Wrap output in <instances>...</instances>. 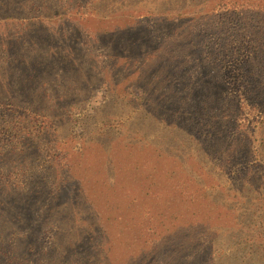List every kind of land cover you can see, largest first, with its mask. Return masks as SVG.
Wrapping results in <instances>:
<instances>
[{"label": "trees", "instance_id": "obj_1", "mask_svg": "<svg viewBox=\"0 0 264 264\" xmlns=\"http://www.w3.org/2000/svg\"><path fill=\"white\" fill-rule=\"evenodd\" d=\"M134 1L131 23L144 14L154 27H172L158 28L150 40L145 27L122 45L112 41L114 58H130V92L139 82L144 95L152 94L165 137L171 136L167 148L150 144L145 123L157 116H148L149 103L136 112L102 113L101 124L97 116L62 112L69 125H81L73 147L77 136L62 135L57 105L33 102L43 88L27 84L42 83L68 63L61 51L76 30L56 28L63 13L103 21L101 11L114 0H29L28 20L0 21V264H54L62 245L70 246L58 264H158L144 255L149 243L177 232L181 244L188 227L194 248L180 256L184 264H264V0H174L177 12L173 0H163L170 4L161 18L160 7ZM149 66L151 74L144 73ZM164 73L163 85L144 90ZM197 78L215 89L201 88ZM24 85L32 90L21 99L17 90ZM217 120L236 125L226 147L211 133ZM103 159H113L114 167ZM156 175L166 179L153 180ZM171 180L180 185L183 208L160 203L156 213L150 206L152 228L148 197L160 189L166 197L176 194ZM122 197L139 207L125 225L116 216Z\"/></svg>", "mask_w": 264, "mask_h": 264}, {"label": "rangeland", "instance_id": "obj_2", "mask_svg": "<svg viewBox=\"0 0 264 264\" xmlns=\"http://www.w3.org/2000/svg\"><path fill=\"white\" fill-rule=\"evenodd\" d=\"M27 1L29 0H12L10 4L0 6V21L11 17H13L14 20L18 21L28 20L27 12L29 8H27ZM101 1L108 3V0ZM134 3V0H129V2L128 0H114L113 4L108 3V5H105V8L101 11L102 15L106 16L104 18L105 20L103 21H100L98 17L87 13L80 17H76V15L71 11H68V13H63L65 19L58 20L57 23H59L60 21L61 22L56 28H60V30H68L70 27H72L73 30H76L73 31V33H70V36L68 37V44L64 45L61 51L63 55L67 56L68 63L64 65L61 70L53 68L55 63H53V65L51 63L54 70L53 72L49 73L47 77L43 78L42 83L37 84L38 82H40V79L36 84H34V81H30L29 84H27L31 87L35 86L34 88H38L39 85L41 86V89L43 88L41 95L35 97L36 100L34 99L33 102H38V100H41L43 104H46V109H53L54 106L57 105V108L59 109H55L56 114L60 112V115L56 117L61 118L59 119L58 127L61 128L62 135H64L65 138L70 137L72 133L74 134V137L77 136L73 147L78 146L80 139L78 138V135L81 132V125H69L66 119L62 118V116L64 115L62 112H66V115L71 114V116L77 118L79 114H83V117L86 118L97 116V124H101L103 122V119H101L102 113L114 114L118 112L121 107H123L126 112H136L140 111L141 104L148 103V106H151L154 110L153 111L150 107H148V116H155V112L156 116L158 117V119H156L157 117L147 119V122L145 123V128L150 129L153 133L150 136V139L152 140L150 144L154 146L164 145L166 148L168 147V141L171 139V136L167 135L165 137L166 125L159 122V120L163 121L164 119L160 115V112L155 111V109L153 108L155 101L154 99L153 101L150 100L152 98V94L150 96L146 94L144 95L139 82H135V84H137V87L139 88L137 89V92L133 93V89L130 92L129 88L131 83L128 82V79H130V72L128 69L131 63L130 58L127 55H120L119 58H114L117 49L116 46L112 45V41L117 46L122 45L128 41V39L130 38V34L133 36L134 33L140 31L145 27H147V29L145 31H142L146 32V34H143L144 38L150 40L157 36L158 33H161L162 29L161 31H159L158 28L160 29V27L163 26V29L168 31V27L170 29L172 27L168 22L162 24V26L160 27H154L150 18L144 14H142L138 20L143 21L142 24L138 21L131 23L130 20H128V16L131 14ZM169 4L170 3L168 1L164 2L163 0H145L141 6H158V8L160 7V9H158L160 14L158 15L161 18L163 10ZM172 5L173 10H176L177 12L178 1H174ZM38 30L39 29H37V31ZM81 32H84V35H81ZM106 33L110 34L112 39H109L108 36L110 35H107ZM164 45L165 42L159 43L160 53L163 51ZM118 55L119 54H117V56ZM158 57L161 58L163 56L159 54ZM162 61H165V59L163 58L159 61V63ZM157 64L154 63V65ZM160 64L164 66L162 63ZM150 69V66L149 68H145L144 73L151 74V72L149 71ZM165 73L160 78V80L150 82L148 81V83L145 84L144 90L152 92L153 90H156L158 86L163 85L167 79V74ZM195 81L198 82V85H200L201 88L207 89L208 91H212L216 87L214 84H211L210 80H207V82H205L206 84L204 85L200 83L199 78H197V80ZM31 87L24 85L21 89H19L20 91L17 90L21 99H23L27 93H30L29 91L32 90ZM43 94H45L46 97L44 99H41ZM139 95L141 96V100L137 99V96ZM124 110L120 109L119 112H123ZM186 116L188 119L191 117L188 115ZM210 126L213 128V130L211 131L212 135L216 134L214 138L216 137L217 140H221V145H224L226 147V144L223 143L226 140H229L232 135L235 134L236 125L229 127L226 121L217 120L212 121L210 123ZM161 136L165 138H162ZM136 156L128 160V163L132 167L134 166L133 164L138 161ZM111 162H113V159L102 160L103 165L109 167L110 169L115 165V163H112L111 165ZM167 166L169 168V162L167 163ZM167 166H163V172L165 171V169H168ZM112 175L115 176L114 173H112ZM163 179H166V176L156 175L153 180L159 181ZM117 181H120L119 178H117ZM172 182L178 184V182L176 181ZM181 182H183V180H180V183ZM178 187H180L179 184L177 185L176 194L168 196L170 198L165 196V192L164 195L162 194V189L154 193L152 196H149L148 212L151 211V206L152 208H155L157 213V209L160 208V203L172 204V202H174L173 204H177L178 207L182 209L185 198L184 196H182L181 192H178ZM151 198L152 201L150 200ZM131 204L132 201H127L124 197L120 199L118 198V201L116 203V207L122 209L116 214V216L123 225H125V223L127 224V220L131 218L136 209L139 210V207L130 206ZM151 213L152 215L147 216V218L149 217L150 224L152 223L153 228L155 222L154 217L156 213L152 211ZM79 226L80 224H78V227ZM126 229L127 228L124 227V230ZM130 229H132L131 223ZM47 230L51 229H46V231ZM176 230L178 231V225ZM46 231H42V234L40 233L39 236V239L41 237V242H43L44 244L47 243L50 239V235L47 234ZM189 231L190 227H188V231H186V238L184 241H182L183 243L181 242V244L178 238L182 236V233L177 234V232H175L176 234L167 236L159 243L158 239L149 243L151 246L145 249L144 255H146V258L149 259L151 263H153L154 261L158 264H184L185 262L180 256H188L193 254L194 248L192 239L188 235ZM8 241L10 243L14 242L13 239H10ZM16 243L18 244V242ZM178 244H180L181 247ZM62 246L65 247L64 249H61V252H57L55 256L57 260H53L56 261L54 264H58L59 262L64 261V259H60V256L68 249L70 245ZM62 246L60 248H62ZM20 250L17 249L18 252ZM140 253L141 252L139 251L135 254L139 255ZM32 261L33 260H31L29 263L24 264H37L36 262Z\"/></svg>", "mask_w": 264, "mask_h": 264}]
</instances>
